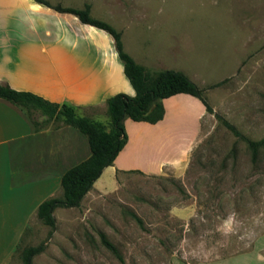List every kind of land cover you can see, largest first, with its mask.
<instances>
[{
    "label": "rangeland",
    "instance_id": "rangeland-1",
    "mask_svg": "<svg viewBox=\"0 0 264 264\" xmlns=\"http://www.w3.org/2000/svg\"><path fill=\"white\" fill-rule=\"evenodd\" d=\"M48 1L90 4L137 63L182 71L212 112L181 172L117 173L78 207L55 208L54 229L34 217L5 264H23L40 244L31 264H264V148L252 160L221 120L250 139L264 136V0ZM58 24L84 33L71 14ZM93 119L109 122L104 110Z\"/></svg>",
    "mask_w": 264,
    "mask_h": 264
},
{
    "label": "crops",
    "instance_id": "crops-1",
    "mask_svg": "<svg viewBox=\"0 0 264 264\" xmlns=\"http://www.w3.org/2000/svg\"><path fill=\"white\" fill-rule=\"evenodd\" d=\"M64 16L34 0H0V81L52 102L71 103L81 115L94 118L97 109L107 114L108 97L135 93L113 39L80 21L84 33L59 26L58 18ZM162 103L164 115L156 123L124 119L127 142L85 196L111 187L119 172L184 169L206 109L185 93ZM180 115L187 122L181 128ZM90 153L78 129L36 131L18 106L0 97V264L6 263L36 217L39 204L61 195L63 173Z\"/></svg>",
    "mask_w": 264,
    "mask_h": 264
},
{
    "label": "trees",
    "instance_id": "trees-1",
    "mask_svg": "<svg viewBox=\"0 0 264 264\" xmlns=\"http://www.w3.org/2000/svg\"><path fill=\"white\" fill-rule=\"evenodd\" d=\"M34 1L58 13L71 14L82 24L91 25L108 33L113 39L114 48L123 65L124 75L135 92L132 96L119 92L107 98L106 113L109 122L104 124L89 116L80 115L77 107L71 103L52 102L35 93L13 89L0 81V97L18 106L36 131L71 126L78 129L88 140L90 156L63 173L60 180L61 195L45 199L37 208L36 217L54 229L56 226L54 209L78 207L93 183L106 167L112 165L127 142L125 118L156 123L164 115L162 100L179 93L197 97L208 112H212V108L202 95L203 89L182 71L163 69L151 72L144 65L137 63L125 50L121 31L109 22L92 16L90 4H84L79 8L60 3L51 4L48 0ZM221 120L236 137L246 142L252 160H255L259 149L264 148V136L259 140L250 139L232 123L222 118ZM130 172L143 173L140 170ZM102 242L121 259L117 249L103 235ZM42 250L43 244L27 248L24 251L23 264H31L32 257Z\"/></svg>",
    "mask_w": 264,
    "mask_h": 264
}]
</instances>
